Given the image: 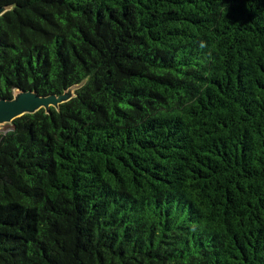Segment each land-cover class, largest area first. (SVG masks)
<instances>
[{"label": "trees", "instance_id": "obj_1", "mask_svg": "<svg viewBox=\"0 0 264 264\" xmlns=\"http://www.w3.org/2000/svg\"><path fill=\"white\" fill-rule=\"evenodd\" d=\"M0 8V264H264V0Z\"/></svg>", "mask_w": 264, "mask_h": 264}, {"label": "water", "instance_id": "obj_2", "mask_svg": "<svg viewBox=\"0 0 264 264\" xmlns=\"http://www.w3.org/2000/svg\"><path fill=\"white\" fill-rule=\"evenodd\" d=\"M4 9L0 8V15ZM69 89L61 95L41 96L36 91L15 90L14 96L10 100H0V125L12 123L15 119L25 114H33L40 109L50 111L51 107H58L64 102L69 101L71 90Z\"/></svg>", "mask_w": 264, "mask_h": 264}, {"label": "rangeland", "instance_id": "obj_3", "mask_svg": "<svg viewBox=\"0 0 264 264\" xmlns=\"http://www.w3.org/2000/svg\"><path fill=\"white\" fill-rule=\"evenodd\" d=\"M74 91H75V88L70 91L71 96H74ZM11 128H12L11 123H5L3 125H0V136L5 135L8 131L11 130Z\"/></svg>", "mask_w": 264, "mask_h": 264}]
</instances>
